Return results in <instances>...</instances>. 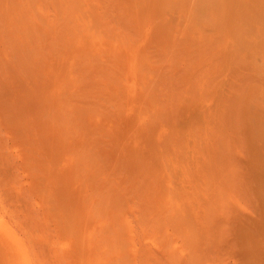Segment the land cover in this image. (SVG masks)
Listing matches in <instances>:
<instances>
[{
	"label": "bare ground",
	"instance_id": "6f19581e",
	"mask_svg": "<svg viewBox=\"0 0 264 264\" xmlns=\"http://www.w3.org/2000/svg\"><path fill=\"white\" fill-rule=\"evenodd\" d=\"M0 264H264V0H0Z\"/></svg>",
	"mask_w": 264,
	"mask_h": 264
}]
</instances>
